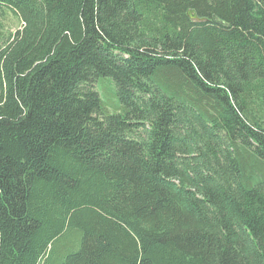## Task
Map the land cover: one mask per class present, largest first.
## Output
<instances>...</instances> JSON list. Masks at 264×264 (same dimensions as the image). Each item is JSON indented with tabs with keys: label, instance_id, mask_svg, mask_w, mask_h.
I'll return each mask as SVG.
<instances>
[{
	"label": "trees",
	"instance_id": "trees-1",
	"mask_svg": "<svg viewBox=\"0 0 264 264\" xmlns=\"http://www.w3.org/2000/svg\"><path fill=\"white\" fill-rule=\"evenodd\" d=\"M0 264H264V0H0Z\"/></svg>",
	"mask_w": 264,
	"mask_h": 264
},
{
	"label": "rangeland",
	"instance_id": "rangeland-1",
	"mask_svg": "<svg viewBox=\"0 0 264 264\" xmlns=\"http://www.w3.org/2000/svg\"><path fill=\"white\" fill-rule=\"evenodd\" d=\"M8 28L15 29L21 25V21L14 15H8ZM95 89L98 91L102 104L109 112H114L118 107V97L114 81L109 76L100 77L95 83Z\"/></svg>",
	"mask_w": 264,
	"mask_h": 264
},
{
	"label": "water",
	"instance_id": "water-1",
	"mask_svg": "<svg viewBox=\"0 0 264 264\" xmlns=\"http://www.w3.org/2000/svg\"><path fill=\"white\" fill-rule=\"evenodd\" d=\"M189 14H190L192 17H196L195 14H193L191 10H189Z\"/></svg>",
	"mask_w": 264,
	"mask_h": 264
}]
</instances>
